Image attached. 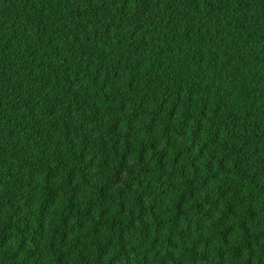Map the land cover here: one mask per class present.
Here are the masks:
<instances>
[{
  "label": "trees",
  "instance_id": "obj_1",
  "mask_svg": "<svg viewBox=\"0 0 264 264\" xmlns=\"http://www.w3.org/2000/svg\"><path fill=\"white\" fill-rule=\"evenodd\" d=\"M0 264H264V0H0Z\"/></svg>",
  "mask_w": 264,
  "mask_h": 264
}]
</instances>
